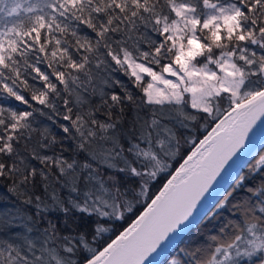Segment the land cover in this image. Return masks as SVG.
<instances>
[{
  "label": "snow or ice",
  "instance_id": "snow-or-ice-1",
  "mask_svg": "<svg viewBox=\"0 0 264 264\" xmlns=\"http://www.w3.org/2000/svg\"><path fill=\"white\" fill-rule=\"evenodd\" d=\"M257 129L264 0H0V264H264Z\"/></svg>",
  "mask_w": 264,
  "mask_h": 264
},
{
  "label": "trees",
  "instance_id": "trees-1",
  "mask_svg": "<svg viewBox=\"0 0 264 264\" xmlns=\"http://www.w3.org/2000/svg\"><path fill=\"white\" fill-rule=\"evenodd\" d=\"M117 78H119V79H121V80H123L126 84L128 83V81H127V79L121 74V73H116V74H114ZM130 87H131V85H129ZM114 91H117V92H119L120 91V89H119V87H117L116 89H114ZM135 91L136 92H139V90L138 89H135ZM146 111V110H145ZM142 115L143 114H145V113H141ZM209 128V127H208ZM208 128L207 129H204V128H200V130L198 131V132H195V133H193L192 135H193V138L194 139H196V138H199L200 136H202L207 130H208ZM54 131H55V129H54ZM186 135H187V133H185ZM65 146H67L68 145V141L67 140H65ZM187 150H188V145H185L183 148H182V155H185L186 154V152H187ZM180 161V159H178L174 164H173V169H174V167L178 164V162ZM245 171H247L246 169H245ZM163 181H164V177L162 176L161 178H160V180L156 183V185H155V187L153 188V191L155 192L158 188H159V186L163 183ZM5 199H14V197H11V198H9L8 196H6V188H5V186H4V183L2 182V181H0V201H3V200H5ZM4 205L3 204H0V207H3ZM142 209V207L140 208V209H138L137 210V212H136V214L140 211ZM136 214H129L128 215V217H127V219L126 220H124V221H120V222H118L117 223V227H116V231L115 232H113V233H108V234H106V236H111V238L116 234V233H118L122 228H124L133 218H134V216L136 215ZM74 215H77V214H74ZM225 216H227L228 218H234V216H230L227 212L225 213ZM71 219L72 218H69V222H71ZM94 220H95V218L93 217V218H89V217H86V216H82V215H78L77 216V222L78 223H80V225H81V227H87V228H89V229H91V227L93 226V222H94ZM105 226H108L107 224L105 225ZM196 234V232H195V230H193V235H195ZM202 240H206V238L205 237H202L201 238ZM169 259H171V257H169Z\"/></svg>",
  "mask_w": 264,
  "mask_h": 264
},
{
  "label": "water",
  "instance_id": "water-1",
  "mask_svg": "<svg viewBox=\"0 0 264 264\" xmlns=\"http://www.w3.org/2000/svg\"><path fill=\"white\" fill-rule=\"evenodd\" d=\"M212 126H214V125H212ZM209 131H211V127H209L208 130H207L202 136H200L198 139H203L204 136L207 135ZM198 139H197V142H198ZM261 143H264V131H261V130L257 129V131H256V136L254 137V140H253V144H252V146H250V147H251L252 150H254V149H258V148L260 147ZM186 154H187V152H186ZM186 154H185V155H186ZM181 162H182V160H180V161L178 162V164H177L175 167H178V166H179V163H181ZM175 167H174V168H175ZM173 170H174V169H173ZM217 179H220V178L218 177ZM163 182H164V181H163ZM162 184H163V183H162ZM162 184H161L159 187H162ZM221 185H223V186L226 187V184H224L223 181H221ZM218 187H219V186H218ZM142 210H143V208H142L140 211H142ZM138 213H139V212H138ZM138 213H137L136 215H138ZM136 215H135V216H136ZM135 216H134L133 219H135ZM133 219H132V220H133ZM132 220H131V221H132ZM131 221H130V222H129L124 228L128 227V225L131 223ZM124 228H122L119 232L123 231ZM119 232L116 233V234L112 237V239H115V236L118 235ZM109 242H110V241H109Z\"/></svg>",
  "mask_w": 264,
  "mask_h": 264
}]
</instances>
